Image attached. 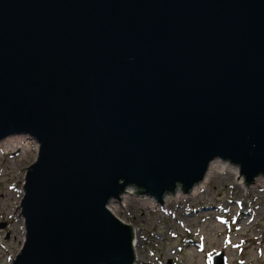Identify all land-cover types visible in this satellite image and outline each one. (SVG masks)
Returning a JSON list of instances; mask_svg holds the SVG:
<instances>
[{
	"label": "water",
	"instance_id": "95a60500",
	"mask_svg": "<svg viewBox=\"0 0 264 264\" xmlns=\"http://www.w3.org/2000/svg\"><path fill=\"white\" fill-rule=\"evenodd\" d=\"M22 135L13 264H133L127 187L163 204L215 159L264 176V0H0V142Z\"/></svg>",
	"mask_w": 264,
	"mask_h": 264
},
{
	"label": "rangeland",
	"instance_id": "374dc122",
	"mask_svg": "<svg viewBox=\"0 0 264 264\" xmlns=\"http://www.w3.org/2000/svg\"><path fill=\"white\" fill-rule=\"evenodd\" d=\"M22 136L21 148L8 144L0 151V226L5 225L0 227V264H13L26 238L21 201L39 145ZM239 177L245 184L215 168L201 193L178 202L163 198L159 203L134 186L126 188L121 200H111L112 213L137 232L133 264H212L220 252L227 264H264V182L256 183L257 177L248 184ZM179 190L183 188L174 193ZM191 191L183 190L186 195Z\"/></svg>",
	"mask_w": 264,
	"mask_h": 264
},
{
	"label": "bare ground",
	"instance_id": "6f19581e",
	"mask_svg": "<svg viewBox=\"0 0 264 264\" xmlns=\"http://www.w3.org/2000/svg\"><path fill=\"white\" fill-rule=\"evenodd\" d=\"M8 144H14L18 148H21L20 146L25 144V137H23V136H13V137H9V138L1 141L0 142V151H3L4 146L8 145ZM215 168H217V170H218V172L220 174L230 173L232 175H235L237 177L238 181L241 179L239 177L240 168L238 166H234L232 163H230L228 161H224V160H221V159H215L209 165V169H208L206 178L202 182H200L199 184L195 185L189 195H186L183 192V190L182 191L179 190L177 193L166 194L165 197H164V201L167 202V203L178 202L181 198H188V196H195L196 194L201 193L203 191V188L207 184V180H208L209 176L213 173ZM263 180H264V177L260 176V177H258L256 179V183L264 182ZM239 184H245L243 182V179L240 180ZM149 198H151V197H149ZM192 245L193 244L191 243L190 246H192ZM133 248H134L135 251H139V241H138V235H137L136 230H134V245H133ZM188 249H191V248L188 247Z\"/></svg>",
	"mask_w": 264,
	"mask_h": 264
},
{
	"label": "trees",
	"instance_id": "16d2710c",
	"mask_svg": "<svg viewBox=\"0 0 264 264\" xmlns=\"http://www.w3.org/2000/svg\"><path fill=\"white\" fill-rule=\"evenodd\" d=\"M139 192H141V193H144V191L143 190H138Z\"/></svg>",
	"mask_w": 264,
	"mask_h": 264
}]
</instances>
